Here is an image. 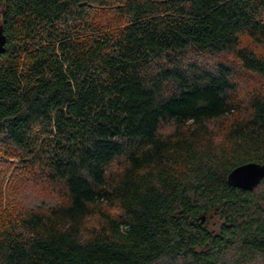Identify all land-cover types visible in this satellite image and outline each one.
<instances>
[{"label": "trees", "instance_id": "16d2710c", "mask_svg": "<svg viewBox=\"0 0 264 264\" xmlns=\"http://www.w3.org/2000/svg\"><path fill=\"white\" fill-rule=\"evenodd\" d=\"M0 2V264H264V0Z\"/></svg>", "mask_w": 264, "mask_h": 264}, {"label": "rangeland", "instance_id": "374dc122", "mask_svg": "<svg viewBox=\"0 0 264 264\" xmlns=\"http://www.w3.org/2000/svg\"><path fill=\"white\" fill-rule=\"evenodd\" d=\"M3 12V4L0 2V23ZM104 15V14H103ZM103 15H99L100 18H103ZM108 18V15H104ZM105 17L103 19H105ZM243 42L249 46H252V42L243 39ZM243 83V81H242ZM244 85V83H243ZM0 161L5 163L8 162L12 166H15L13 161L10 158H4L0 156ZM17 171L16 168L5 169V166L1 167L0 164V220L2 221L4 218L3 210H8L11 212H15L21 206L30 207L34 205L37 201H41L42 199H47L46 202H49V198L46 189H44L41 185L35 184L31 180L27 179L24 181L23 176L17 179ZM214 223V221H212Z\"/></svg>", "mask_w": 264, "mask_h": 264}, {"label": "water", "instance_id": "95a60500", "mask_svg": "<svg viewBox=\"0 0 264 264\" xmlns=\"http://www.w3.org/2000/svg\"><path fill=\"white\" fill-rule=\"evenodd\" d=\"M6 42L3 28L0 26V52ZM264 178V164L249 162L234 168L228 175V183L234 187L252 190L259 185ZM205 221V216L202 222Z\"/></svg>", "mask_w": 264, "mask_h": 264}]
</instances>
